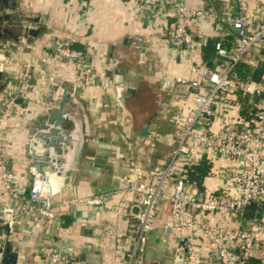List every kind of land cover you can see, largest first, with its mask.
<instances>
[{"label": "crops", "instance_id": "1", "mask_svg": "<svg viewBox=\"0 0 264 264\" xmlns=\"http://www.w3.org/2000/svg\"><path fill=\"white\" fill-rule=\"evenodd\" d=\"M18 1L24 11L38 17L43 29L22 47L20 43L2 44L18 51L14 66L1 73L0 80L3 86L0 88V105L7 93L17 94L15 112L5 125L8 164L19 192V198L14 199L15 209H18L19 199L29 181L30 164L22 149L25 130L34 117L45 111L49 99L47 93L52 84L69 90L70 97L76 99L69 103L68 110L75 112V120L81 129L85 116L88 135L81 160L75 165L77 169L67 171L64 176H56L59 190L51 196L53 219L34 221L30 217H20L16 226L11 228L10 238L17 249L16 264H49L39 251L43 244H51L64 253L72 254L76 264H119L121 255L113 249L112 240L126 230L129 220L126 212L134 214L137 208L131 205L130 194L118 189L126 177H134L136 172L141 180L151 179L155 167L168 155L170 140L177 131L176 116L185 103L182 96L162 89L161 80L194 75L189 72L186 55L178 49L177 42L164 35L172 21L170 15L144 3L129 0ZM83 2L88 7L86 14L80 13ZM183 2L189 8L201 7L218 15L236 10L235 0ZM251 7L257 11L264 10V0H252ZM187 27L195 40L199 58L208 64L212 61V49L207 51L210 56L205 58L206 43L219 39L228 46L235 36L228 24L215 19L188 18ZM54 37L68 38L73 47L87 53L92 68V86L78 87L38 78V57L49 39ZM124 37H130L132 42L136 39L143 41L144 52L140 58L132 44L128 47L122 44ZM109 45H113L111 61L107 55ZM26 60L32 61L34 76L17 93L19 64ZM246 61L251 65L260 63L253 53L246 57ZM45 67L52 74L74 79L69 65L48 63ZM113 67L118 69L127 84L135 87L133 96L125 95L123 100L118 99L120 86L113 85ZM59 94L58 91L55 97ZM150 117L146 135H135L140 125ZM212 158L219 167L230 162L215 155ZM203 182L209 187L220 184L216 178H204ZM98 192L109 193L100 206L73 202V199ZM12 200L0 187V205L7 207ZM61 200L72 201L58 205ZM258 210L251 205L247 207L245 216H251ZM167 220V209L161 206L155 224L158 226ZM164 240L160 230L154 228L147 239L146 258H154L153 252L161 246L166 248ZM168 255L166 248L163 257Z\"/></svg>", "mask_w": 264, "mask_h": 264}, {"label": "built area", "instance_id": "2", "mask_svg": "<svg viewBox=\"0 0 264 264\" xmlns=\"http://www.w3.org/2000/svg\"><path fill=\"white\" fill-rule=\"evenodd\" d=\"M129 1L170 15L172 21L164 35L176 39L194 77L161 80L162 89L182 96L185 103L176 116L177 131L168 155L155 167L151 179L141 180L136 172L118 189L129 193L131 205L137 208L134 214L126 212V230L112 240L113 249L121 255L119 264H145L147 239L154 228L164 236L169 258L179 239L184 240V264H264V10L253 9L252 0H235L236 10L223 15L189 8L183 0ZM87 10L86 3H81L80 13ZM188 18L215 19L235 32L228 46L219 39L213 42L210 64L198 56ZM251 53L263 68L260 81L239 77L236 70L240 63H248L246 57ZM17 58L16 49L0 45V73L11 70ZM38 63L40 79L78 87L94 84L87 53L73 47L68 38L49 39ZM48 63L71 66L74 79L50 73L45 67ZM19 69L17 93L34 76L32 61L21 62ZM16 95L7 93L0 105V187L13 200L19 198V192L8 164L5 125L15 112ZM212 155L230 161L229 165L216 166ZM202 159L209 169L198 186L187 178L186 170ZM28 173L17 212L7 217L9 224L20 217L34 221L54 217L51 196L59 190L57 177L32 166ZM204 178H216L220 184L209 187ZM108 196V192H98L73 202L100 206ZM71 201L61 200L58 205ZM251 205L259 210L247 217L245 211ZM161 206L166 207L168 220L157 226ZM39 251L49 264H76L75 256L51 244L41 245Z\"/></svg>", "mask_w": 264, "mask_h": 264}, {"label": "water", "instance_id": "3", "mask_svg": "<svg viewBox=\"0 0 264 264\" xmlns=\"http://www.w3.org/2000/svg\"><path fill=\"white\" fill-rule=\"evenodd\" d=\"M1 15L0 13V21L5 23ZM37 20V16L33 18V21L37 22ZM11 25L17 30H26L30 40L36 38L42 30L38 27L23 28L21 25ZM23 40L24 38H22ZM172 42H176V39H172ZM122 44L127 47L132 44L137 49L139 58L144 52V43L141 40L136 39L132 42L130 37H124ZM112 47L113 45L108 47L109 59ZM112 81L114 86H120L118 95L120 101L125 95L133 96L135 87L124 81V77L118 73L116 67L112 68ZM2 87L0 88L2 89ZM58 91L60 92L59 97H55ZM47 96L49 99L45 111L34 117L31 120V125L25 130L23 155L33 168L54 176H64L67 171L76 170L75 165L81 160L83 144L87 141L88 135L87 121L83 116L84 127L81 129L75 120V112L68 110L69 103L76 101L70 97L69 90L52 84ZM151 117L140 125L135 135L141 137L146 135ZM16 212L14 200L10 201L7 207L0 205V264H16L17 261V249L13 247L9 234L11 227H15L17 223L9 224L7 221V217L15 215ZM3 214L6 216L4 217ZM185 249L184 240L179 239L175 251L169 258V264H184Z\"/></svg>", "mask_w": 264, "mask_h": 264}, {"label": "flooded vegetation", "instance_id": "4", "mask_svg": "<svg viewBox=\"0 0 264 264\" xmlns=\"http://www.w3.org/2000/svg\"><path fill=\"white\" fill-rule=\"evenodd\" d=\"M20 6L21 5L18 0H0V13L2 14L1 16L3 17V21H5V23H1L0 21V45L6 42H13L17 44L22 43V38H24L23 43H28L32 40L28 38L26 30H17L11 24H17V26L21 25L23 28L38 27L40 30L43 29L39 23V19L37 22L33 21V18L36 16L24 11L20 8ZM0 80H2L1 73ZM1 86L2 85L0 84V87ZM163 246H161L159 250L153 252L154 258H146L145 255V264H169V255L163 257L166 253V248Z\"/></svg>", "mask_w": 264, "mask_h": 264}, {"label": "trees", "instance_id": "5", "mask_svg": "<svg viewBox=\"0 0 264 264\" xmlns=\"http://www.w3.org/2000/svg\"><path fill=\"white\" fill-rule=\"evenodd\" d=\"M214 40L208 41L205 45V52L203 53V56L205 58H208L210 54H208L207 51L209 49H212V45ZM208 56V57H206ZM237 73L239 77H248L249 79L253 81H260V78L262 77L263 74V68L261 63H258L254 66H250L246 63H240L236 67ZM209 169V164L204 160H200L197 163L191 164L189 168L186 170V175L189 180L195 181V183L200 186L202 178L205 176Z\"/></svg>", "mask_w": 264, "mask_h": 264}, {"label": "rangeland", "instance_id": "6", "mask_svg": "<svg viewBox=\"0 0 264 264\" xmlns=\"http://www.w3.org/2000/svg\"><path fill=\"white\" fill-rule=\"evenodd\" d=\"M24 48H25V47H24ZM24 48H22V49H24ZM1 73H3V74H4L5 72H1Z\"/></svg>", "mask_w": 264, "mask_h": 264}]
</instances>
